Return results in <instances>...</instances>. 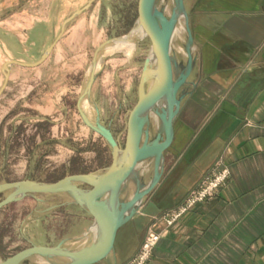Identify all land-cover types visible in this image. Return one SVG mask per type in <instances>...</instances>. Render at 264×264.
I'll list each match as a JSON object with an SVG mask.
<instances>
[{
	"label": "crops",
	"instance_id": "crops-1",
	"mask_svg": "<svg viewBox=\"0 0 264 264\" xmlns=\"http://www.w3.org/2000/svg\"><path fill=\"white\" fill-rule=\"evenodd\" d=\"M96 1L0 0V58L6 55V39L15 40L22 24L63 25L76 10L83 8L82 13ZM183 1L193 37V65L178 92L173 138L163 153L160 179L117 230L112 249L92 264H124L150 230L159 233L160 239L148 264H264V0ZM71 8L74 11L67 18L55 20L59 9ZM136 11L138 20L139 0ZM11 23L17 26L13 35L4 28ZM76 36L70 35L72 40ZM16 55L20 53L12 56ZM6 62L0 60V88ZM13 66L23 67L9 65V78ZM96 83L97 78L91 95ZM6 89L7 85L0 98ZM38 121H42L38 115L31 116L28 125L35 137H39ZM149 122L155 126L152 118ZM95 135L104 141L103 146L107 144ZM26 151L22 145L20 152ZM109 153L107 166L66 174L56 181L73 174L102 173L111 163ZM217 164L229 170L217 195L195 204L172 226L162 224L161 216L177 207ZM150 180L137 181L131 195ZM68 205L76 212L67 234L56 243L34 245L72 248L71 244L92 238L94 217L73 201Z\"/></svg>",
	"mask_w": 264,
	"mask_h": 264
},
{
	"label": "rangeland",
	"instance_id": "rangeland-1",
	"mask_svg": "<svg viewBox=\"0 0 264 264\" xmlns=\"http://www.w3.org/2000/svg\"><path fill=\"white\" fill-rule=\"evenodd\" d=\"M136 4L137 0H97L90 9L66 23L62 35L38 69L10 67L8 89L0 98V183L23 179L52 183L66 174L90 171L94 167L101 169L109 164L110 148L102 145L104 141H99L83 123L77 110V98L84 94L92 66L96 67L97 74L95 94L83 96L81 107L90 120H94L97 108L101 123L113 131L123 147L131 112L137 102L139 74L151 51V40L144 34L133 37L131 51L126 47H113L116 40L129 35L137 26ZM73 11V8L59 9L55 20L63 21ZM61 26V23L54 26L22 24L17 39H6V55L0 60L37 61ZM15 27L11 23L4 28L13 35ZM36 29L37 34L33 33ZM73 33L77 35L75 40L70 37ZM48 36L52 39L48 40ZM62 39L66 41L60 46ZM108 40L112 41L105 44ZM185 40L186 35L183 46ZM18 52L20 55L12 56ZM171 58L174 81L185 68L186 58L175 55L173 50ZM154 65L149 61V66ZM2 81L0 71V84ZM34 115L42 119L36 129L39 137L30 135L34 128L28 125ZM148 126L151 136L161 131L150 122ZM52 128L54 136H51ZM22 145L29 151L20 152ZM139 171L127 179L121 200L131 195L137 181L146 182L152 177V165L142 174ZM7 193H1L0 200ZM70 201L67 193L29 194L0 208V261L36 243H56L66 235L76 212L68 205ZM86 243L81 239L71 247L77 249ZM66 263V259L48 262L33 256L21 264Z\"/></svg>",
	"mask_w": 264,
	"mask_h": 264
},
{
	"label": "water",
	"instance_id": "water-1",
	"mask_svg": "<svg viewBox=\"0 0 264 264\" xmlns=\"http://www.w3.org/2000/svg\"><path fill=\"white\" fill-rule=\"evenodd\" d=\"M173 1L176 11L167 17L156 7V0H139L137 21L138 24H141L144 35L151 40V50H153L157 61L156 66L151 67L148 58H146L141 69L137 84V102L131 112L123 147L118 144L110 128L101 123L97 108L94 120H90L81 107L83 96H89L91 93L97 75L95 66L90 69L84 94L78 98L77 110L83 123L101 136L110 147V165L102 173L68 175L53 183H40L31 179L0 183V194L8 192L7 196L0 200V208L29 194H69L75 204L94 217V225L91 229L92 238L77 249L61 245L53 247L32 245L0 261V264H21L32 256H39L46 260L63 258L67 260L66 264L96 262L112 249L117 230L136 213L142 198L158 183L161 176L163 153L170 146L173 138V119L179 106L178 92L186 83L193 65V37L184 1ZM82 10L83 8L76 10L64 21L55 40L37 61L26 63L9 60L4 64L6 71L0 94L8 82V66L15 64L32 68L42 64L62 35L66 23ZM181 15L184 19L187 57L185 68L173 81L171 78L173 60L170 46L175 21ZM111 41L108 40L105 44ZM95 57L96 54L94 59ZM163 97L167 101L166 108L161 111L154 110L161 122V131L151 136L148 126L149 111ZM147 161L152 164V177L149 184L142 188L138 186L128 200H121L120 194L127 179L138 170L142 174L141 165Z\"/></svg>",
	"mask_w": 264,
	"mask_h": 264
},
{
	"label": "built area",
	"instance_id": "built-area-1",
	"mask_svg": "<svg viewBox=\"0 0 264 264\" xmlns=\"http://www.w3.org/2000/svg\"><path fill=\"white\" fill-rule=\"evenodd\" d=\"M228 177L229 170L217 164L214 170L205 176L177 207L161 216L160 222L167 227L172 226L195 204L216 196L221 188L225 186ZM159 239V233L148 231L138 251L124 264H148Z\"/></svg>",
	"mask_w": 264,
	"mask_h": 264
},
{
	"label": "bare ground",
	"instance_id": "bare-ground-1",
	"mask_svg": "<svg viewBox=\"0 0 264 264\" xmlns=\"http://www.w3.org/2000/svg\"><path fill=\"white\" fill-rule=\"evenodd\" d=\"M171 1L173 2V5L170 6L168 0H159V1L156 0V4H157L156 7H160V9L162 10V12L165 16L166 15L170 16L172 13H174L176 11L174 1L173 0H171ZM143 34H144V31L142 29L141 24H137V26L131 31V33L129 35H127L121 39L119 38L118 40H116L115 44L113 43L115 45L113 47L114 48H120V47L125 48L126 47L125 49H128L129 51H131L134 47L133 42L135 41V40L132 41L133 37L134 36L138 37L139 35H143ZM184 34H185L184 19H183V16L181 15V16L177 17V19L175 21L170 48H171V50H173V53L175 55H177V56L182 55L186 58L187 53L185 50V46L182 45L184 42V36H185ZM116 51H118V49ZM120 51H123V50H120ZM129 56H131V55H129ZM147 58H148V61H152L153 63H155L154 66H156L157 60H156V56H155L153 50L150 51ZM166 102L167 101H166L165 97H163L160 100V102L157 103L155 105V107L149 111V118L153 119L155 126L158 128H161V122H160L159 118L155 115L154 110L161 111V109H163V108L165 109L166 104H167ZM150 165H152V164L149 161L143 163L141 165V172L146 171L147 167L149 168ZM87 236H89V235H87Z\"/></svg>",
	"mask_w": 264,
	"mask_h": 264
}]
</instances>
